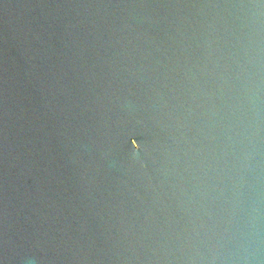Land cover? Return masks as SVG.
Here are the masks:
<instances>
[{"label": "water", "instance_id": "water-1", "mask_svg": "<svg viewBox=\"0 0 264 264\" xmlns=\"http://www.w3.org/2000/svg\"><path fill=\"white\" fill-rule=\"evenodd\" d=\"M0 264H264V0H0Z\"/></svg>", "mask_w": 264, "mask_h": 264}, {"label": "clouds", "instance_id": "clouds-1", "mask_svg": "<svg viewBox=\"0 0 264 264\" xmlns=\"http://www.w3.org/2000/svg\"><path fill=\"white\" fill-rule=\"evenodd\" d=\"M140 147V145H139V143H138V141H137V143H136V148L138 149Z\"/></svg>", "mask_w": 264, "mask_h": 264}]
</instances>
